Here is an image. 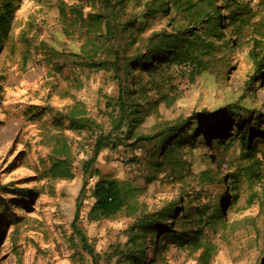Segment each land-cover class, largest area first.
Listing matches in <instances>:
<instances>
[{"label": "rangeland", "instance_id": "rangeland-1", "mask_svg": "<svg viewBox=\"0 0 264 264\" xmlns=\"http://www.w3.org/2000/svg\"><path fill=\"white\" fill-rule=\"evenodd\" d=\"M8 2L0 0V6ZM101 2L11 1L9 32L0 47V197L7 205L0 213V264H91L78 247L71 227L84 180L88 185L78 197L75 224L94 247L100 264H113L118 256L114 249L124 248L126 230L134 216L124 209L108 219L89 222V188L96 179L94 170L99 177L143 185L140 179L148 168L142 160L149 146L123 140L117 148L103 150L82 176V164L92 155V136L64 130L70 147L71 178L52 179L46 176L45 169L59 126L51 120L53 115L26 119L27 112L33 109L41 113L50 108L59 113L78 105L102 123L107 132L105 103L117 91L108 70L111 58L107 48L92 54L94 51L85 43L84 26L72 16L75 10H80L84 18L99 13ZM149 3L150 0L130 3L127 12L131 18L139 19ZM217 4L222 7L223 33L227 29L225 24H230L233 35L228 46L215 42L216 50L201 57L202 70L192 68L190 72L187 65L165 61L152 74L136 72L132 76L135 87L145 90V100L138 103L148 108L144 105L147 102L152 109L137 125L138 135H151L164 124L192 118L202 110L215 112L230 107L225 114L231 117L225 139V143L230 141L228 145L211 146V141H206L200 150L195 143H184L179 156L162 160L163 169L169 172L182 168L181 158L191 162L195 170L211 168L207 157H212L217 166L213 174V203H218L220 196L225 198L220 204L222 222L202 227L185 241L164 240L158 252L152 245L157 237L148 235L144 264H264V125L258 127L257 137L251 139V157L237 139H230L237 128V124L232 126L234 120L247 126L253 124L255 117L264 115V75L259 83H250L249 79L255 68L249 54L254 46L252 39L259 42L257 52L264 59V0H217ZM170 17L178 21L174 26L184 27L185 23L179 22V16L170 10L166 16L159 14L143 26L142 36L170 31ZM90 59L105 65L88 69L84 63ZM225 115L220 117L226 118ZM122 134H114L111 139L119 140ZM195 136L192 133L187 140ZM15 189L29 193L23 201H14ZM9 190L12 191L6 193ZM177 195V189L155 181L147 185L137 201L144 207L140 211L150 212ZM166 220L171 232H188L193 228L190 219Z\"/></svg>", "mask_w": 264, "mask_h": 264}, {"label": "trees", "instance_id": "trees-1", "mask_svg": "<svg viewBox=\"0 0 264 264\" xmlns=\"http://www.w3.org/2000/svg\"><path fill=\"white\" fill-rule=\"evenodd\" d=\"M8 1L7 4L0 6V47L10 27L12 0ZM138 2L139 0H102L101 12L87 14L85 18L81 15L80 10L72 12L74 20L84 26L85 43L90 50L94 51L92 54H99L102 49L106 51L107 48L111 58L108 61V70L117 91L112 100L105 103L106 111L108 109L105 112L107 132L103 130L102 123L92 119L87 111L78 105L72 106L66 112L54 113L48 108L41 113L39 110L33 109L26 114V119L53 115L51 120L55 126H59L57 130L60 131L53 138L54 146L47 159L49 166L45 169L46 176L52 179L71 178L70 147L67 144L64 130L85 132L92 136V155L82 164V176L87 174L103 150L106 148L115 149L123 140L132 139L135 144L149 146L147 154L142 160L148 168L147 173L140 179L143 185L132 186L112 178L99 177L97 171L94 170L96 179L89 188L92 202L86 219L89 222H97L108 219L124 209H128L135 218L126 230L124 248L122 250L114 249L113 253H117L118 256L113 264H144V248L148 235L157 237V242L152 245L153 250L158 252L162 248L164 240L185 241L187 237L191 238L202 227L221 223L220 204L225 199L220 196L218 203H213L212 190L215 185L213 174L217 166L211 156L207 158L211 160L212 167L199 168L198 170L192 168L191 162H186L181 158V169L174 168L166 172L162 167V160L179 156V151H181L179 149L186 143L189 145L195 143L200 150L204 148L206 141H211V146L223 145L231 127L230 124L228 125L231 117L225 115L227 111L229 112L230 107L215 112L202 110L194 113L192 118L187 117L172 124H164L151 135L135 134V129L142 117L152 109L147 102L144 105H147L148 108L138 103L141 99L145 100V90L141 86L135 87L136 83L133 81L132 74L136 72L152 74L158 65L165 61L176 65H187L189 68L191 67L190 72L192 68L194 71L202 70L201 57L216 50L215 42L228 46L231 43L230 38L233 35V30L230 28V24H225L227 29L223 33L224 18L221 15L222 7L217 4V0H150L139 19L138 16L131 18L127 12L128 4ZM170 10L179 16V22L185 23L183 28L181 24L174 26V23L178 21L174 17H170L168 21V27H171L170 31L160 30L142 36L143 26L149 25L159 14L166 16ZM233 13L235 14V12ZM141 20L142 22H140ZM232 20H235V17ZM252 41L254 46L249 54L255 68L254 75L249 79L250 83H259L258 79L264 75V59L257 52L260 50L257 47L259 42L255 39ZM262 54H264V44ZM75 57L78 56L75 55ZM84 65L88 69H97L103 67L105 63L90 59ZM138 92L139 95H137ZM222 115H225L226 118H221ZM254 119L253 124L247 126L234 120L232 126L237 124V128L235 134L230 138L237 139L246 155L250 157L254 150L250 146L251 139L257 137L258 127L264 125V115ZM191 121H194V125L189 129ZM120 132L123 133L121 139L118 140L117 137L111 139V136ZM192 133L196 134L195 138L191 141L187 140V137ZM229 143L230 141L225 144ZM202 159L204 158L202 157ZM158 175L161 176V179H158ZM155 181L177 189L178 195L169 203L158 206L155 210L140 211V208L144 207L137 201L138 196L145 192L147 185ZM87 185L88 181L84 180L76 199L71 227L78 247L89 257L90 263L100 264L94 247L75 224L79 213L78 197L81 196ZM10 191L12 190L6 191V193ZM15 193L12 199L21 202L29 192L15 189ZM0 201L3 202L0 205V213H2L7 205L5 199L0 197ZM261 209L259 208V210ZM190 210H194L193 213ZM166 219L179 220L180 222L190 219L193 228L188 232H173V230L171 232L168 230L169 226L166 225Z\"/></svg>", "mask_w": 264, "mask_h": 264}]
</instances>
